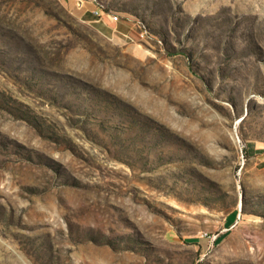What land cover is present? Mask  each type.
<instances>
[{
    "label": "rangeland",
    "instance_id": "obj_1",
    "mask_svg": "<svg viewBox=\"0 0 264 264\" xmlns=\"http://www.w3.org/2000/svg\"><path fill=\"white\" fill-rule=\"evenodd\" d=\"M97 1L0 0V264H264V0Z\"/></svg>",
    "mask_w": 264,
    "mask_h": 264
},
{
    "label": "trees",
    "instance_id": "obj_2",
    "mask_svg": "<svg viewBox=\"0 0 264 264\" xmlns=\"http://www.w3.org/2000/svg\"><path fill=\"white\" fill-rule=\"evenodd\" d=\"M97 1V0H96ZM97 4H98V8L99 9H101V10H104L106 13H108V10L107 9H105V8H103V5L101 4V2L100 1H97ZM137 38V37H136ZM136 40H138V39H136ZM236 216H237V213H232V214H230L229 215V217L227 218V223L229 224V226L230 225H232L233 224V222L235 221V219H236ZM228 236V233L226 232V233H222V234H220V235H218V237L215 239V244H218V243H220L222 240H224L226 237ZM188 243H194V244H200V245H204V244H206L207 243V237H204V238H202V239H190V240H188L187 241Z\"/></svg>",
    "mask_w": 264,
    "mask_h": 264
},
{
    "label": "crops",
    "instance_id": "obj_3",
    "mask_svg": "<svg viewBox=\"0 0 264 264\" xmlns=\"http://www.w3.org/2000/svg\"><path fill=\"white\" fill-rule=\"evenodd\" d=\"M63 2L68 8L70 7L71 9L75 8V4L77 6L80 5L78 3V0H63ZM87 4L88 5H86L85 9L81 11V14H86L87 11L90 13H93L95 11V6L93 4H91L89 1H87ZM83 5H81V7H83Z\"/></svg>",
    "mask_w": 264,
    "mask_h": 264
},
{
    "label": "built area",
    "instance_id": "obj_4",
    "mask_svg": "<svg viewBox=\"0 0 264 264\" xmlns=\"http://www.w3.org/2000/svg\"><path fill=\"white\" fill-rule=\"evenodd\" d=\"M100 9L97 7V9L94 11V14L97 15L100 19L103 18V16H107L111 22H118L119 21V17L117 15H112V14H106L104 12V10H100ZM144 34L145 32L144 31H140L137 35L140 37V38H144Z\"/></svg>",
    "mask_w": 264,
    "mask_h": 264
}]
</instances>
